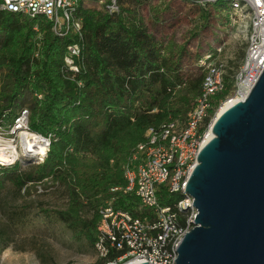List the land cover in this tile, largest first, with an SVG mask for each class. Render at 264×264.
I'll use <instances>...</instances> for the list:
<instances>
[{
    "label": "trees",
    "instance_id": "obj_1",
    "mask_svg": "<svg viewBox=\"0 0 264 264\" xmlns=\"http://www.w3.org/2000/svg\"><path fill=\"white\" fill-rule=\"evenodd\" d=\"M149 1L118 0L120 17L81 9L85 30L83 86L62 72L70 39L57 37L44 25L46 37L36 56L33 22L21 14L0 11V120L28 107L31 129L53 136L50 152L41 164L0 166V194L8 185L7 190L20 196L46 180L56 181L70 193L71 203L65 209L44 208L38 218L68 230L72 239L96 250L100 203L84 204L81 194L91 199L95 191L111 186L124 189L125 167L137 146L147 140V131L159 130L170 121L184 123L202 92L206 75L203 67L185 65V58L191 56L187 45L172 40L165 43L149 32L138 11ZM216 5L225 8L224 3ZM203 11L207 18L208 9ZM236 73L229 70L224 75L225 89L214 97L211 117L221 100L235 89ZM211 117L205 120L203 130ZM111 196L115 208L139 215L137 196L124 190ZM159 198L168 205L182 196H168L161 190ZM87 208L94 210L91 216L85 215ZM20 215L26 219L24 212ZM8 231V226L0 229V253L13 243ZM115 254L100 257L96 264H105Z\"/></svg>",
    "mask_w": 264,
    "mask_h": 264
},
{
    "label": "built area",
    "instance_id": "obj_2",
    "mask_svg": "<svg viewBox=\"0 0 264 264\" xmlns=\"http://www.w3.org/2000/svg\"><path fill=\"white\" fill-rule=\"evenodd\" d=\"M181 1L203 9L218 3H224L226 9L230 4L224 15L229 16L237 35L248 44L245 66L235 75V88L239 87L235 94L240 93L241 83L246 78L248 81L244 86L248 93L264 66V0ZM90 3L109 15H122L118 0H0V11L18 13L33 22L36 56L46 37L43 23L57 37L70 39L66 45L62 72L65 78L83 86L81 66L85 63V30L81 9H89ZM197 66L203 67L206 75L202 92L186 121L166 122L159 130L150 128L147 140L137 146L125 167L126 187L112 186L110 189L112 193L124 190L137 196L139 215L115 208L110 202L100 210L99 240L96 244L99 257L108 258L113 251L116 252L105 264H174L181 240L193 228L197 209L193 198L186 194V188L198 154L209 139L210 127L223 105L220 103L211 117V111L215 109L214 97L225 89L226 74L223 65L214 62L213 53L206 54ZM34 96L42 98L40 93ZM208 117H211V123L203 130ZM26 134L32 138L25 139ZM52 139V134L33 131L30 109L19 108L13 117L0 120V151L13 153L12 158L0 161V166L22 164L29 157L44 162ZM41 147L44 151H40ZM161 190H165L168 196L180 194L182 198L164 205L159 198ZM183 219L184 224H181Z\"/></svg>",
    "mask_w": 264,
    "mask_h": 264
},
{
    "label": "water",
    "instance_id": "obj_3",
    "mask_svg": "<svg viewBox=\"0 0 264 264\" xmlns=\"http://www.w3.org/2000/svg\"><path fill=\"white\" fill-rule=\"evenodd\" d=\"M210 130L186 188L197 216L174 264H264V66Z\"/></svg>",
    "mask_w": 264,
    "mask_h": 264
},
{
    "label": "rangeland",
    "instance_id": "obj_4",
    "mask_svg": "<svg viewBox=\"0 0 264 264\" xmlns=\"http://www.w3.org/2000/svg\"><path fill=\"white\" fill-rule=\"evenodd\" d=\"M229 6L226 7L230 9ZM88 8L104 12L93 3ZM227 8L223 9L220 5L208 7L209 16L206 18L203 8L181 0H150L142 4L138 11L149 32L157 39L187 45L191 56L185 58V65L197 67L200 59L213 53L214 62L223 65L225 73H228L245 66L246 57L243 58L242 54H246L248 44L237 35L229 16L224 15ZM238 89L232 90L220 103L224 104L230 97L236 96ZM41 163L24 160L22 165ZM8 187L10 185L0 194V229L9 227L13 243L0 253V264H96L99 261L97 250L89 244L75 241L68 230L45 223L44 217L38 218V213L44 208L65 209L71 203L70 193L56 181L46 180L43 184L32 186L29 194L23 191L20 196L7 190ZM111 188L95 191L91 199L82 193L80 200L84 204L98 201L101 210L107 202L112 203L114 196H111ZM86 210V216H91L94 211ZM22 212L26 219L20 218Z\"/></svg>",
    "mask_w": 264,
    "mask_h": 264
},
{
    "label": "bare ground",
    "instance_id": "obj_5",
    "mask_svg": "<svg viewBox=\"0 0 264 264\" xmlns=\"http://www.w3.org/2000/svg\"><path fill=\"white\" fill-rule=\"evenodd\" d=\"M248 81V79H243L242 83H241V88H240V93L234 97H230L224 104L223 106L221 107V109L219 110V114L221 112H223L225 109H227L229 106H231L232 104H234L237 100L241 99L242 97H244L247 93H246V90H245V86L246 85V82ZM254 81V80H253ZM252 81V82H253ZM251 82V83H252ZM235 95V94H234ZM212 137V132L210 130L209 132V135H208V138ZM32 138V136L30 134H26L25 135V139H30ZM40 151H44V148L41 147V150ZM32 152V151H31ZM33 153V152H32ZM37 153H40V152H37ZM13 154V153H12ZM11 153H6V151H0V161H3V160H6L8 159L9 157L12 158L13 155Z\"/></svg>",
    "mask_w": 264,
    "mask_h": 264
}]
</instances>
